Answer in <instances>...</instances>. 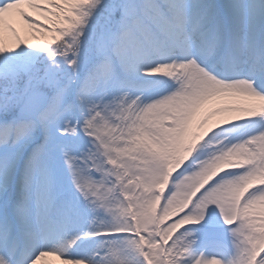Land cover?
<instances>
[{"label":"snow or ice","instance_id":"6c2138e0","mask_svg":"<svg viewBox=\"0 0 264 264\" xmlns=\"http://www.w3.org/2000/svg\"><path fill=\"white\" fill-rule=\"evenodd\" d=\"M50 258L264 264V0H0V264Z\"/></svg>","mask_w":264,"mask_h":264},{"label":"bare ground","instance_id":"6f19581e","mask_svg":"<svg viewBox=\"0 0 264 264\" xmlns=\"http://www.w3.org/2000/svg\"><path fill=\"white\" fill-rule=\"evenodd\" d=\"M14 23H16L17 26H18V19H17V21H15ZM50 261H51V264H60V262L57 261V260H55L54 258H50Z\"/></svg>","mask_w":264,"mask_h":264}]
</instances>
